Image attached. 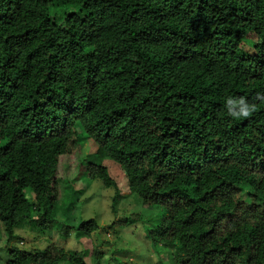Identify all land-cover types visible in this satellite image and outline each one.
Masks as SVG:
<instances>
[{
    "label": "trees",
    "instance_id": "trees-1",
    "mask_svg": "<svg viewBox=\"0 0 264 264\" xmlns=\"http://www.w3.org/2000/svg\"><path fill=\"white\" fill-rule=\"evenodd\" d=\"M241 97L253 110L234 118ZM83 132L97 154L61 177ZM105 158L161 208L144 230L157 264H264V0H0L3 264H138L65 247L101 230L76 204L92 180L117 212ZM28 220L45 247L19 245Z\"/></svg>",
    "mask_w": 264,
    "mask_h": 264
},
{
    "label": "rangeland",
    "instance_id": "rangeland-1",
    "mask_svg": "<svg viewBox=\"0 0 264 264\" xmlns=\"http://www.w3.org/2000/svg\"><path fill=\"white\" fill-rule=\"evenodd\" d=\"M77 10V6L58 5L52 8V12L56 13L58 19L62 20L63 14L67 11ZM82 152L77 156L64 159L60 166V175L73 177L77 174L76 167L79 159L85 154H97V146L93 139L86 137L85 133L81 135ZM95 152V153H94ZM105 163L109 167L112 176L117 180L120 193V201L115 206L117 212L113 211L114 188H107L103 185L100 179L92 180L89 187L86 178L82 179L80 185H76L78 189L87 187L85 194L81 195L80 200L76 203L80 209V216L84 218H95L99 222L101 230L93 234L92 238L80 240L66 245V248L85 247L92 252L95 245L106 249H117L118 254L126 260L137 262L138 264H157V255L152 247H149V242L144 238V230L146 227H155L161 216V208L158 206H147L141 201V198L130 192L127 185V177L125 170L115 161L105 158ZM67 187L63 184L62 188ZM69 189V187H67ZM65 195V189L61 191V198ZM66 214V213H65ZM75 214V213H74ZM68 215V212L66 214ZM77 217V214L75 216ZM80 217V218H81ZM133 218L131 226H125L120 221L126 218ZM62 216L61 219H63ZM79 218V219H80ZM78 219V220H79ZM81 220V219H80ZM116 221L115 229L108 228V226ZM19 238V245L26 248L30 247H45L48 244L47 237L50 232H45L35 225L32 221L24 222L23 227L16 229ZM53 236H51L52 238ZM109 241V243H105ZM81 242V243H80ZM4 241H0V247L4 245ZM132 249L126 251V249ZM7 255L4 249H0V264L6 262Z\"/></svg>",
    "mask_w": 264,
    "mask_h": 264
},
{
    "label": "clouds",
    "instance_id": "clouds-1",
    "mask_svg": "<svg viewBox=\"0 0 264 264\" xmlns=\"http://www.w3.org/2000/svg\"><path fill=\"white\" fill-rule=\"evenodd\" d=\"M228 104L232 105L228 108V114L234 118L247 117L253 110V106L246 103V100L242 97L236 100L229 99ZM233 109L237 110L234 111ZM143 234L145 235V232Z\"/></svg>",
    "mask_w": 264,
    "mask_h": 264
}]
</instances>
